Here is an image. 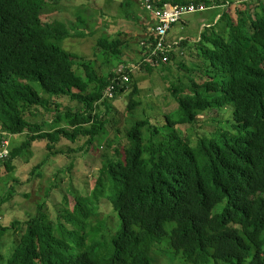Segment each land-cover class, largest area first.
Listing matches in <instances>:
<instances>
[{"label": "trees", "instance_id": "1", "mask_svg": "<svg viewBox=\"0 0 264 264\" xmlns=\"http://www.w3.org/2000/svg\"><path fill=\"white\" fill-rule=\"evenodd\" d=\"M63 1L0 0V151L8 150L0 160V180H9L0 208L21 185L15 170L34 147L47 154L28 180L42 177L54 156L70 158L56 174L71 171L91 153L99 156L100 168L87 193L75 189L71 177L66 188L54 183L34 215L8 225L0 215V264H154L156 244L170 245L183 264H264V0L228 7L194 44L187 37L173 47L177 74L167 64L146 62L145 54L139 67L158 73L175 102L159 125L145 109L137 114L143 106L139 85L120 61L126 48L121 34H127L100 37L89 60L66 52L62 42L85 34L48 16ZM211 1L156 3L162 8L202 2L210 9ZM137 6L133 0L120 4L132 30L138 27ZM144 37L140 44L147 51L154 35ZM189 52L191 67L183 56ZM115 62L121 70L105 77L103 68L117 67ZM111 86L113 98L106 95ZM119 97L128 100L124 116L113 115ZM66 102L76 107L64 108ZM41 110L52 114L51 121L32 123ZM200 113L229 117L220 120L215 135L191 145L183 128ZM120 122L119 139H111L108 129ZM7 136L22 141L9 144ZM104 201L120 218L110 237L98 217Z\"/></svg>", "mask_w": 264, "mask_h": 264}, {"label": "rangeland", "instance_id": "2", "mask_svg": "<svg viewBox=\"0 0 264 264\" xmlns=\"http://www.w3.org/2000/svg\"><path fill=\"white\" fill-rule=\"evenodd\" d=\"M215 1L216 0L211 1L212 3L209 5V7H211L209 11L202 13L197 12L184 16L181 23H177L170 32L168 39L169 42H172L170 40L171 35H176L178 38L180 36L189 38L196 37L193 40H189L191 44H194L198 41L197 36L200 35L204 27H207L208 25L212 26L211 22L214 17H216L215 21L221 19L224 15H226L223 11L230 6H235L234 3H238L239 0H230L228 3H224L221 6H218ZM121 2L122 0H90L89 3L88 0H64L63 3L50 7L51 13H49L48 16H51L52 20H55L56 22L67 25L69 28L68 30L73 29L77 32L85 34V37L81 39H66L64 43L62 42L61 46L63 45L62 48L66 52L86 60L93 57L94 49L100 37H108L107 35H111L119 31L126 33L127 35L121 34V40L126 42V48L124 47L123 49L120 61L125 63L123 67L132 70L134 74L132 81L133 83L139 85L138 98H140L139 100L143 106L137 109V114H140L141 110L145 109V112H147L151 122L159 125V122L163 119V114L174 109L175 102L172 103V100L168 97L166 87L158 73L154 72L152 75L139 67L145 59V54H147L145 59L146 62L151 60V56L154 57L153 51H151L150 48L145 51V48L143 47L144 43H142V45L140 43L142 39L145 38V34H148L152 29H154L153 24H155V20L151 19L150 15L145 11L142 5H139L134 8V12L139 19V25L135 28V30L130 29L132 23H130L131 21H127L125 19L126 15H124L123 10L120 9ZM134 3H136V1H134ZM194 3L202 2H189V4H187L194 5ZM167 4L168 3L164 4L163 9L171 8L167 7ZM184 5L186 4H178L176 7L181 9ZM133 16L134 15L131 14L130 18L133 19ZM78 17H81L82 20L85 19L86 24L79 25L77 20L74 19ZM217 26L221 32H224L227 29L223 22H219ZM92 31L93 35L90 34ZM178 38L176 39L177 41L174 42L182 40L181 38ZM190 51H195L194 46L190 48ZM175 56L176 58H179L181 57V54L178 53L175 54ZM183 56L187 67H191V63L194 58H190V52L188 53V56L184 54ZM168 66L175 68L171 60ZM121 67L122 65H117V67L108 65L103 68L102 74H104L105 77H108V75L113 71H120ZM173 73L177 74L176 68L173 70ZM165 76H169V74L166 73ZM169 81L174 82L171 77H169ZM156 94L160 95L161 98L167 97V100L162 101L161 103L158 102V99H154L157 98L155 96ZM127 106L128 100L126 98L123 99L122 97H119L118 101L114 104L113 109L115 112H113V115H115L116 112H119L124 116ZM63 107L75 108L76 105L74 103L68 104L66 102L63 103ZM223 115L224 116L217 115L215 113H200L194 123L188 124L183 128L184 136H186V138L190 141L191 145H196L200 138L215 135L219 129L220 120L223 118L227 119L229 117L226 113ZM51 117L52 114H48L41 110L39 114L32 117L30 121H32V123L42 124L44 122L51 121ZM112 119L114 122L120 121L119 118L112 117ZM118 125V128L108 129L109 137L111 139H119L120 135L116 136L115 131L117 129L123 130V123L120 122ZM21 141V137H8L9 144L14 143L18 145ZM82 144L83 141L74 146V148L81 146ZM46 154L47 152L45 149L34 147L33 156H26L29 160H31L29 161L26 157H24V165L15 170L16 177L21 181V185L17 186L14 197L0 208V215L2 218L1 222L4 225H8L16 219L24 220L30 215H34L36 213L38 203L43 201L44 197L47 195L54 183H58L60 186L66 188L68 187V180L72 177L75 189H79L86 193L91 189L93 177L100 168L99 156L97 154L94 155L93 153L83 159L80 158L76 162L73 169L64 174L56 173L59 169L69 166L70 158L68 159L66 157L54 156L53 160L51 158L46 163L42 177L28 180L30 178L29 172L36 164H39L44 159ZM54 159L59 160L58 162H55ZM62 164L64 166H62ZM7 181H9L8 176H4L0 180V196L6 189L5 185ZM25 194L28 195V198ZM98 217L99 219L106 221V232L108 237L117 232L120 225V218L111 209L110 204L104 201V206L102 207V211L98 214ZM166 245L168 244L166 243ZM168 246L169 249L165 247V245H154V264H183L180 257L173 258L174 252L170 245Z\"/></svg>", "mask_w": 264, "mask_h": 264}, {"label": "built area", "instance_id": "3", "mask_svg": "<svg viewBox=\"0 0 264 264\" xmlns=\"http://www.w3.org/2000/svg\"><path fill=\"white\" fill-rule=\"evenodd\" d=\"M145 9V11L152 15L155 20L154 29L151 30V33L154 35L155 43L151 48L153 51V56H151V63H163L169 65L170 62V52L173 50V47L179 45V42L171 45L168 43L169 32L172 29L173 25L181 22L183 17L189 14H193L196 12H202L209 9L203 3H194L186 4L181 9H178L176 5H171L167 7H171L170 9H159L153 5L152 0H137ZM214 1V0H212ZM230 0H223L224 3H228ZM244 0H239L238 3H241ZM249 1V0H246ZM238 3H234L238 4ZM175 51V50H174ZM123 81H127V78H123ZM114 88L113 86L109 87L106 95L109 98H113L114 96ZM8 155V150L4 148L0 151V160H3Z\"/></svg>", "mask_w": 264, "mask_h": 264}, {"label": "crops", "instance_id": "4", "mask_svg": "<svg viewBox=\"0 0 264 264\" xmlns=\"http://www.w3.org/2000/svg\"><path fill=\"white\" fill-rule=\"evenodd\" d=\"M133 1H136V3L138 4V5H140V3L137 1V0H133ZM152 2H153V5H155V7H157V8H159V9H162L161 7H159L158 5H157V3H156V0H152ZM168 6H171V5H173L171 2H168V4H167ZM149 14V13H148ZM150 15V17H151V19H153V17H152V15L151 14H149ZM154 20V19H153ZM138 25H139V23H137ZM153 26H154V24H153ZM173 29V28H172ZM172 31V30H171ZM170 31V32H171ZM149 33H151V32H149ZM199 36V35H198ZM197 36V37H198ZM178 37H176V35H171V41L172 42H169V43H174V41H177L176 39H177ZM179 38H182V39H186L187 37H185V36H180ZM178 38V39H179ZM194 38H196V37H194ZM194 38H188L189 40H193ZM169 41V40H168Z\"/></svg>", "mask_w": 264, "mask_h": 264}, {"label": "clouds", "instance_id": "5", "mask_svg": "<svg viewBox=\"0 0 264 264\" xmlns=\"http://www.w3.org/2000/svg\"><path fill=\"white\" fill-rule=\"evenodd\" d=\"M140 5H141V4H140ZM171 30H172V29H171ZM171 30H170V31H171ZM169 35H170V32H169ZM168 39H169V36H168ZM181 39H182V38H181ZM183 40H184V39H182L181 41H178L179 44L182 43ZM168 43H169V41H168ZM174 43H176V42H174ZM174 43H169V44L174 45ZM177 46H178V45H177ZM175 47H176V46H175Z\"/></svg>", "mask_w": 264, "mask_h": 264}]
</instances>
